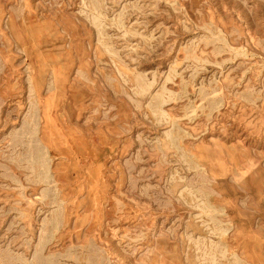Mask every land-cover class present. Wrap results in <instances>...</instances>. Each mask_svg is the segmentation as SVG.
I'll return each mask as SVG.
<instances>
[{
  "label": "rangeland",
  "instance_id": "1",
  "mask_svg": "<svg viewBox=\"0 0 264 264\" xmlns=\"http://www.w3.org/2000/svg\"><path fill=\"white\" fill-rule=\"evenodd\" d=\"M0 16V264H247L264 0H0Z\"/></svg>",
  "mask_w": 264,
  "mask_h": 264
},
{
  "label": "crops",
  "instance_id": "2",
  "mask_svg": "<svg viewBox=\"0 0 264 264\" xmlns=\"http://www.w3.org/2000/svg\"><path fill=\"white\" fill-rule=\"evenodd\" d=\"M23 13V12H22ZM23 14L21 15V17H20V24H22V26L24 27V21H23ZM2 16H0V23L2 22ZM17 23V22H16ZM2 34H3V32H2ZM27 35H28V33H27ZM3 36H4V34H3ZM28 37H29V35H28ZM29 40H30V42L32 43V40L30 39V37H29ZM33 45V44H32ZM34 46V45H33ZM35 47V46H34ZM36 51V50H35ZM37 52V51H36ZM45 72V71H44ZM46 73V72H45ZM55 73H57L56 71H55ZM55 73H54V75H55ZM58 74V73H57ZM65 77V78H64ZM63 81L64 80H67V76L66 75H64L63 77ZM63 81H60L59 83H60V85L58 84V86H57V84H56V82H55V87H56V90L58 91L59 89L62 91V93H61V97L63 96H65V88H64V82ZM44 84V83H43ZM63 84V85H62ZM61 87V88H60ZM247 234V233H246ZM244 253H245V257H246V263L247 264H264V245H262V244H260V243H257V242H255V241H253V242H251V241H249V242H247L246 244H245V246H244Z\"/></svg>",
  "mask_w": 264,
  "mask_h": 264
},
{
  "label": "bare ground",
  "instance_id": "3",
  "mask_svg": "<svg viewBox=\"0 0 264 264\" xmlns=\"http://www.w3.org/2000/svg\"><path fill=\"white\" fill-rule=\"evenodd\" d=\"M25 32H26V30H25ZM26 36V38L25 39H27L28 41H30L29 40V38H28V36L27 35H25ZM33 40V39H32ZM34 73V72H33ZM36 73V72H35ZM34 73V74H35ZM33 74V76H31L30 75V80L32 81V85H36V86H40L41 84H42V81H43V78H40V77H36L35 78V75ZM60 81H63V78L62 77H59L58 76V74L57 73H55V82H56V84H57V86H58V84L60 85ZM63 85V84H62ZM43 85H41V87H42ZM61 88V87H60ZM60 90V89H59ZM58 90V91H59ZM174 139V138H173ZM42 261V260H41ZM40 261V262H41ZM96 263V262H95Z\"/></svg>",
  "mask_w": 264,
  "mask_h": 264
}]
</instances>
